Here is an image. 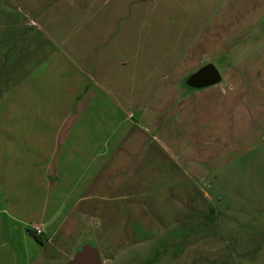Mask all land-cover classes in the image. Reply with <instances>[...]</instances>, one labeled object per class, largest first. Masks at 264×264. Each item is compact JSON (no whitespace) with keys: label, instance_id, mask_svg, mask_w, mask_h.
<instances>
[{"label":"crops","instance_id":"1","mask_svg":"<svg viewBox=\"0 0 264 264\" xmlns=\"http://www.w3.org/2000/svg\"><path fill=\"white\" fill-rule=\"evenodd\" d=\"M258 3L253 12L264 6V0ZM0 4V26L4 29L0 36V51L9 50L4 58L0 56V73L3 75L0 82V111L7 116L8 122L0 127V132H5L0 134V137L3 136L0 139L1 226L7 228L13 222L21 224L17 213L10 211L7 203L13 199L15 192H10V195L5 192L10 186L13 189L23 187L32 179L35 180L32 183L33 191L43 203L39 204L38 216L24 220L23 225L30 229L40 227L42 236L47 238L57 236L69 215L70 222L77 226L79 233L83 231L84 223L87 225L90 219H94L97 238L106 237L119 219L126 221L124 224L128 223L125 227L132 222V226L149 228L150 233L139 239H124L125 233L116 232L113 246L107 245L104 249L110 248L120 255L128 243L159 242L162 228L218 225L216 220H195L192 217L207 206L208 192L203 189L201 180L207 179L211 170L217 169L213 161L216 150L222 147L224 127L220 120L221 113L226 117L230 115V119L226 118L230 125L238 124V127L249 130L253 129L251 125L254 127L258 123L260 129L264 130V15L256 12L257 17L250 25L240 21L239 25L231 23L219 31L212 28L209 34L207 29L201 38L188 46L182 67L174 65L172 72L175 80L161 78L162 84L157 85L159 79L145 78L147 85L144 90V82L141 84L138 81L137 87V79L129 81L122 78L117 89L122 92L123 85L127 83L132 93L121 97L120 92V97L116 98L119 101L113 100L115 103L111 104L104 99L103 85L99 86L102 90L99 91L81 71L62 70L61 58L57 54L55 57L52 54L36 55L34 59L27 57L32 54V48H29L23 52L30 59L26 61L21 59L22 53L17 52L20 50L10 53V42L31 24V20L21 7L9 0H0ZM223 11L219 13V19L232 20L237 8L230 11L224 8ZM35 27L34 33H39V25L35 24ZM108 29H90L89 34L102 36L99 40L92 39V50L100 46H103L101 51L106 49L107 37L103 36H110ZM215 36L218 40H213ZM250 42L255 43L250 45ZM247 43L250 48H247ZM35 51L39 53L41 49ZM54 51L58 53L57 49ZM48 60L56 69L57 77L53 78H63V75L72 78L71 82L78 84L80 89L61 104L59 113H50L37 128L29 124L32 122V110L29 112L30 122L24 120L23 125L14 124L13 120L17 121L16 111L20 108L17 102L25 106L29 104L25 102L31 96L26 95L25 89L22 92L12 81L15 66L18 63V72L24 70L25 73H32L29 78L33 81L35 73L42 71L38 68ZM207 63L217 68L220 81L204 88L188 89L185 86L186 78ZM26 66L29 67L27 71ZM192 66L194 68L188 71ZM87 68L90 70L91 66L87 65ZM108 68L107 63L101 64L99 76L106 74ZM184 69L187 74L183 82L186 90L179 92L177 78L182 77ZM80 78L81 83L76 81ZM7 85L11 86L7 88ZM148 89L153 93L152 98L148 103L141 102L136 108L137 100L149 98ZM168 106L167 110L164 109ZM253 113L261 118L260 122H253ZM242 118L243 122L240 121ZM110 123L112 128L109 132L114 131L112 137L121 139L114 141L111 135H106L94 140V136L88 143L89 140H79L77 135L76 141L68 140L74 131L107 128ZM31 130H37L40 132L37 135L43 138L16 139L14 132H23L24 136L30 137L25 132ZM185 141L197 143L190 145ZM32 159L38 160V167L34 166ZM51 178L53 182L49 185ZM64 180H70V183ZM78 187H81L79 193ZM54 194L56 197L59 194V198L52 200ZM47 210L49 215L44 213ZM63 212L66 213L63 215ZM74 217L76 219L72 221ZM102 242L111 244L104 238Z\"/></svg>","mask_w":264,"mask_h":264},{"label":"rangeland","instance_id":"2","mask_svg":"<svg viewBox=\"0 0 264 264\" xmlns=\"http://www.w3.org/2000/svg\"><path fill=\"white\" fill-rule=\"evenodd\" d=\"M9 1L21 7L26 15H29L28 20H31V24L10 42V53L13 50H20L17 52L22 53L21 59L26 61L30 60L27 58L29 56L35 59L36 55L52 54V57H55L57 54L61 58L62 70L81 71L99 91H102L99 88L103 85L105 101L113 104L115 103L113 100L117 101L116 98L120 97L121 90L117 89V86L122 78L129 81L133 78L137 79V87L138 81L141 84L144 82L142 84L144 90L147 85L145 78L159 79L157 85H161V78L164 80L167 78V81L173 78L174 65L177 68L182 67L181 62L188 46L201 38L202 33L204 34L207 29L209 34L212 28L219 31L227 28L231 23L239 25L240 21L250 25L257 17L256 12L264 15V6L253 12L260 0H237V3L236 0ZM224 8L228 11L237 8L232 20L219 19V13H224ZM14 10H18L16 6ZM35 24L39 25V33H34ZM205 25L209 27L203 28ZM103 27L109 28L108 32H110L109 37L103 36L107 37V47L102 51L103 46L92 50L94 43L92 39L99 40L102 36L89 34L90 29L100 31L99 29ZM3 30V26H0V36ZM213 40H218V37L215 36ZM252 43L255 42H250V45ZM250 45L247 43V48H250ZM29 48H32L30 49L32 54L26 57L23 52ZM37 49L41 51L36 53ZM55 49L58 53H55ZM4 51L5 49L0 51V56L3 58L9 53V50ZM52 57L48 56L50 59ZM51 63L49 60L43 63L38 68L42 69L41 73L37 71L33 81L29 78L32 73H25L24 70L22 73L18 72L20 71L18 63L15 68L12 67L14 68L12 81L17 83V88L22 92L25 89L26 95H31L25 102L29 104L24 106L23 103L17 102L20 108L16 111L17 121L13 120L14 124L23 125L24 120L30 122L29 112L32 110V122L29 124H33L32 128H37L46 121L50 113H59L62 110L61 104H64L75 90L80 89L78 84L71 82L72 78L64 75L63 78H53L57 75ZM103 63H107L108 72L99 76ZM87 65L91 66L90 70ZM79 66L81 67L76 68ZM26 68L27 71L29 67ZM193 68L194 66L187 70ZM186 75L185 70L182 77L177 78L179 92L186 90L183 85ZM24 76L28 80L22 78ZM42 76L45 78H41ZM1 77H3L2 73H0V82ZM76 81L81 83L82 78ZM123 88L121 97L126 96V93L127 96L132 93L127 83ZM152 94L148 89L149 98L137 100L136 108L141 102L148 103ZM58 95H60L59 99ZM139 97L141 99V94ZM37 104L38 106L34 107ZM168 108L169 106L164 107L166 110ZM45 111L48 112L47 115L44 114ZM132 117L136 119L133 114ZM6 118L7 116L0 111V127L8 123ZM226 118L230 119V115L226 117L221 113L220 120L224 127L222 147L216 150L217 155L213 161L217 169L211 170L208 178L201 180L203 189L208 192L207 206L192 217L195 220H216L218 225L216 223L215 226L209 224L202 227L162 228L159 242L137 240V243L131 242L130 245L128 243L119 255L110 248L104 249L107 245L113 246L112 243L117 238L116 232L125 233L124 239H139L150 233L149 228L132 226V222L125 227L128 223L124 224L126 221L119 219L116 221V226L110 228L112 230L108 231L106 237L97 238L94 219H90L87 225L84 223L80 234L77 226L70 222L69 215L67 220L63 221L64 225L57 236L52 238L42 236L44 242L39 243L28 234L27 228L23 225L24 220L38 216L39 204L43 203L33 191L32 183L35 180L32 179L22 185L23 187L13 189L10 186L5 192L7 195L15 192L13 199L7 203L9 210L17 213L21 224L13 222L7 228L0 224V264L61 263L72 257L75 250L84 242H89L98 249L103 264H264V130H261L257 123L261 118L253 113V122L257 125L254 127L251 125L253 129H249L248 126L249 130L247 127H238V124L236 126L228 124L229 120ZM240 121L243 122V118ZM219 124L222 127L220 122ZM111 128L112 123L107 128H96L97 131L79 129L70 134L68 140L76 141L74 139H77V135L81 138L79 140H89L88 143L94 136V140H97L98 136L106 135H111L110 138L114 141L121 139L118 136L112 137L114 131L109 132ZM36 131L25 132L26 135H31L30 137L24 136L23 132H14V134L16 139L23 137L42 139L43 137L37 135L40 132ZM4 133L0 132V134ZM41 133L44 134L42 131ZM2 138L1 135L0 139ZM185 143L194 145L197 142L185 141ZM32 161L35 167L39 166L38 160L32 159ZM52 182L51 178L48 184ZM64 182L69 184L70 180ZM79 192L81 187L77 188V193ZM55 198H59V194L57 197L54 194L52 200ZM44 213L49 215L48 210ZM65 213L63 212V215ZM74 219L76 217L72 218V221H75ZM103 238L111 244L103 243ZM190 238L191 241L188 242Z\"/></svg>","mask_w":264,"mask_h":264},{"label":"water","instance_id":"3","mask_svg":"<svg viewBox=\"0 0 264 264\" xmlns=\"http://www.w3.org/2000/svg\"><path fill=\"white\" fill-rule=\"evenodd\" d=\"M221 77L217 68L212 63H207L192 72L185 80L191 88H204L214 85ZM57 264H103L98 249L89 242L82 243L72 257Z\"/></svg>","mask_w":264,"mask_h":264},{"label":"trees","instance_id":"4","mask_svg":"<svg viewBox=\"0 0 264 264\" xmlns=\"http://www.w3.org/2000/svg\"><path fill=\"white\" fill-rule=\"evenodd\" d=\"M185 86L188 87L186 84H185ZM188 88L191 89V87H188ZM26 230H27L28 234H29L30 236H32L37 242H39V243L44 242L42 236H41V235H37V234L34 232L33 229L27 228Z\"/></svg>","mask_w":264,"mask_h":264},{"label":"built area","instance_id":"5","mask_svg":"<svg viewBox=\"0 0 264 264\" xmlns=\"http://www.w3.org/2000/svg\"><path fill=\"white\" fill-rule=\"evenodd\" d=\"M34 230V232L37 234V235H41L42 236V229L38 226H35L32 228Z\"/></svg>","mask_w":264,"mask_h":264}]
</instances>
